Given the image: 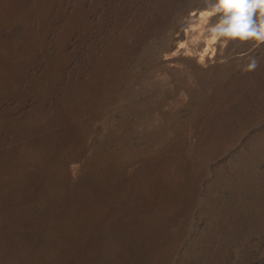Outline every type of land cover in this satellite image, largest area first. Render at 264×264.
<instances>
[{
    "label": "rangeland",
    "instance_id": "1",
    "mask_svg": "<svg viewBox=\"0 0 264 264\" xmlns=\"http://www.w3.org/2000/svg\"><path fill=\"white\" fill-rule=\"evenodd\" d=\"M212 2L0 0V264H264V42Z\"/></svg>",
    "mask_w": 264,
    "mask_h": 264
},
{
    "label": "clouds",
    "instance_id": "2",
    "mask_svg": "<svg viewBox=\"0 0 264 264\" xmlns=\"http://www.w3.org/2000/svg\"><path fill=\"white\" fill-rule=\"evenodd\" d=\"M210 15L212 39L264 42V0H213Z\"/></svg>",
    "mask_w": 264,
    "mask_h": 264
},
{
    "label": "bare ground",
    "instance_id": "3",
    "mask_svg": "<svg viewBox=\"0 0 264 264\" xmlns=\"http://www.w3.org/2000/svg\"><path fill=\"white\" fill-rule=\"evenodd\" d=\"M170 206H176V204H172V205H170ZM143 216V215H142ZM156 232V231H155ZM155 234V233H154ZM151 242V239H149V241L147 242V243H150ZM113 255H118L117 256V258L115 259V261L116 262H118L117 264H120V263H122V262H124V261H129L130 259H132L134 256H135V254L134 253H129V254H127L126 255V251L124 250L122 253H120V254H117V253H115V254H111L110 255V260H111V257L113 256ZM110 260H107L106 259V264H107V262H108V264H110L109 263V261ZM103 264V263H102ZM113 264V263H112Z\"/></svg>",
    "mask_w": 264,
    "mask_h": 264
}]
</instances>
